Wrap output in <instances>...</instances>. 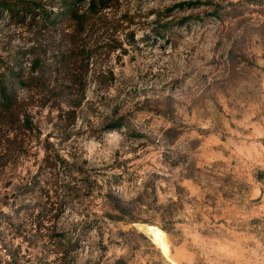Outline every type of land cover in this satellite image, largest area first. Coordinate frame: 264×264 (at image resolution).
I'll return each instance as SVG.
<instances>
[{
  "label": "rangeland",
  "instance_id": "1",
  "mask_svg": "<svg viewBox=\"0 0 264 264\" xmlns=\"http://www.w3.org/2000/svg\"><path fill=\"white\" fill-rule=\"evenodd\" d=\"M7 72L0 264H264V0H0Z\"/></svg>",
  "mask_w": 264,
  "mask_h": 264
},
{
  "label": "trees",
  "instance_id": "2",
  "mask_svg": "<svg viewBox=\"0 0 264 264\" xmlns=\"http://www.w3.org/2000/svg\"><path fill=\"white\" fill-rule=\"evenodd\" d=\"M22 82V76L16 72H7L0 76V107L3 109H8L10 106H12L17 101L16 96V84ZM70 173L75 172L73 168H66ZM69 179H73L71 174L68 176ZM70 180H68L66 183H64L65 188H67V191L70 195V192H73V189L71 188ZM46 205V204H45ZM43 209V208H42Z\"/></svg>",
  "mask_w": 264,
  "mask_h": 264
},
{
  "label": "bare ground",
  "instance_id": "3",
  "mask_svg": "<svg viewBox=\"0 0 264 264\" xmlns=\"http://www.w3.org/2000/svg\"><path fill=\"white\" fill-rule=\"evenodd\" d=\"M143 227H145L144 230L154 239V241L158 243L164 254L168 256L169 248L165 232H163V230H161L160 228L152 225H145Z\"/></svg>",
  "mask_w": 264,
  "mask_h": 264
},
{
  "label": "water",
  "instance_id": "4",
  "mask_svg": "<svg viewBox=\"0 0 264 264\" xmlns=\"http://www.w3.org/2000/svg\"><path fill=\"white\" fill-rule=\"evenodd\" d=\"M143 226H145V225H143ZM143 226H142V227H143ZM144 228H145V227H143V229H144Z\"/></svg>",
  "mask_w": 264,
  "mask_h": 264
}]
</instances>
